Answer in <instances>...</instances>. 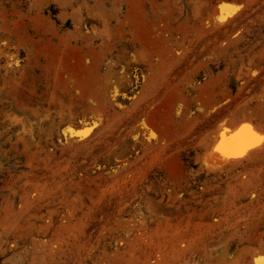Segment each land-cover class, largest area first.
<instances>
[{
	"label": "rangeland",
	"instance_id": "rangeland-1",
	"mask_svg": "<svg viewBox=\"0 0 264 264\" xmlns=\"http://www.w3.org/2000/svg\"><path fill=\"white\" fill-rule=\"evenodd\" d=\"M0 3V264H264V0Z\"/></svg>",
	"mask_w": 264,
	"mask_h": 264
},
{
	"label": "snow or ice",
	"instance_id": "snow-or-ice-1",
	"mask_svg": "<svg viewBox=\"0 0 264 264\" xmlns=\"http://www.w3.org/2000/svg\"><path fill=\"white\" fill-rule=\"evenodd\" d=\"M257 142H264V136L253 132L250 125H244L230 140H225L221 134V142L217 145L216 151L226 155H241L247 148L255 146Z\"/></svg>",
	"mask_w": 264,
	"mask_h": 264
},
{
	"label": "bare ground",
	"instance_id": "bare-ground-1",
	"mask_svg": "<svg viewBox=\"0 0 264 264\" xmlns=\"http://www.w3.org/2000/svg\"><path fill=\"white\" fill-rule=\"evenodd\" d=\"M1 4V3H0ZM10 4H12V3H10ZM1 7H2V9H0V10H4L3 9V5H1ZM0 7V8H1ZM12 8V7H11ZM14 8V7H13ZM5 12H6V10H5ZM4 11H1L0 13H5ZM6 14V13H5ZM11 14H12V11H11ZM101 14V13H100ZM1 15V14H0ZM99 15V14H98ZM105 15V14H104ZM1 16H3V14L1 15ZM102 17H103V15L101 16V19H102ZM105 17H107V16H105ZM104 17V18H105ZM2 18V17H1ZM4 18H6V15L4 16ZM104 18L102 19V20H100L99 22H100V25H101V29H102V31H101V33H100V38H101V40H103V34H102V32L103 31H105V20H104ZM3 19V18H2ZM1 19V20H2ZM5 20V21H4ZM7 19H3L2 21L3 22H7L6 21ZM2 22V23H3ZM1 23V22H0ZM5 24V23H4ZM4 24H2V25H4ZM7 24V23H6ZM1 25V26H2ZM0 26V28H2ZM6 26V25H5ZM4 26V27H5ZM3 27V28H4ZM4 29H6V28H4ZM3 29V30H4ZM6 30H8L9 32H10V30L8 29V26H7V29ZM5 30V31H6ZM6 42V41H5ZM10 47V46H9ZM5 51V50H4ZM3 51V52H4ZM7 53V52H6ZM4 55H5V53H3ZM8 55H9V53H8ZM7 54H6V57L8 56ZM5 57V58H6ZM12 57V56H11ZM6 73V72H5ZM8 75H9V73H7ZM10 74H12V73H10ZM7 75V76H8ZM9 76H12V75H9ZM3 77V76H2ZM10 79H12V77H10ZM244 125H250V124H248V123H244V124H242L237 130H235V131H233V132H229V131H227L226 132V134L224 133V132H222L221 134H223V136H224V138H225V140H230L231 139V137H233L240 129H241V127L242 126H244ZM251 126V129H252V131L253 132H255V129H254V127L252 126V125H250ZM256 133V132H255ZM221 134L219 135L220 136V142H221ZM220 142H219V144H220ZM257 144H259V142H257L256 144H255V146L257 145ZM254 147V146H253ZM250 148H252V147H249V148H247L244 152H243V154H241V155H226V154H224L223 152H215V155H214V160L212 161V162H210V166H217V165H219V164H221V163H223V162H225V161H228V160H230V159H235V158H237V157H240V156H243V155H245L247 152H248V150H250Z\"/></svg>",
	"mask_w": 264,
	"mask_h": 264
}]
</instances>
